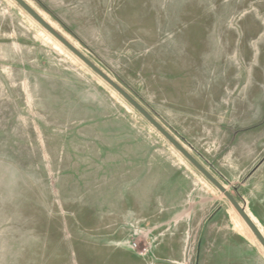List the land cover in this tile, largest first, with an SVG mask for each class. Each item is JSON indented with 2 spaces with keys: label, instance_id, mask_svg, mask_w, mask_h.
Here are the masks:
<instances>
[{
  "label": "rangeland",
  "instance_id": "obj_1",
  "mask_svg": "<svg viewBox=\"0 0 264 264\" xmlns=\"http://www.w3.org/2000/svg\"><path fill=\"white\" fill-rule=\"evenodd\" d=\"M25 1L206 166L230 131H251L238 146L264 153V0ZM220 193L16 0H0V264H264ZM193 207L221 211L192 225Z\"/></svg>",
  "mask_w": 264,
  "mask_h": 264
},
{
  "label": "crops",
  "instance_id": "obj_2",
  "mask_svg": "<svg viewBox=\"0 0 264 264\" xmlns=\"http://www.w3.org/2000/svg\"><path fill=\"white\" fill-rule=\"evenodd\" d=\"M250 134H252L251 131H244L243 129L226 133V135L231 138L230 143L214 150L215 156L213 157L212 155V158L210 159L211 161L209 160L210 164H208V166L201 162L197 157L196 158L227 188V190L239 201V203L245 207L247 213L255 221V223L257 220L251 216L246 205H249L253 214L259 219V221H261L262 226H264V175H262L264 173V153L262 154V151H260L259 153H255L256 156H254V152H251L253 147L250 149L248 144V148L245 146V149L244 147L238 146V143L242 141V138H247L250 136ZM232 141L237 144L232 145ZM242 148L243 150L241 151L240 149ZM240 152H251L253 157L248 161V156H246V162H240ZM215 188L217 187L215 186ZM212 190L213 191H210L213 195L211 203H209L207 199L204 200H207V203L210 205H217L215 200L220 198V195L217 196L216 191L214 189ZM217 190L221 192L220 194H223V196L226 198H223L225 202L228 200L229 204L233 205V203L222 191H220L218 188ZM191 210L192 212L189 216V219L197 220L192 221L191 224L203 226L210 224V220L213 219L212 217H215L221 211L220 207H217L216 209L211 208L207 214L200 215L199 213H194V211H196L195 207H193ZM257 224L260 226L259 222H257ZM261 231L264 234L263 229H261Z\"/></svg>",
  "mask_w": 264,
  "mask_h": 264
},
{
  "label": "water",
  "instance_id": "obj_3",
  "mask_svg": "<svg viewBox=\"0 0 264 264\" xmlns=\"http://www.w3.org/2000/svg\"><path fill=\"white\" fill-rule=\"evenodd\" d=\"M37 22H39L47 31L55 36L64 46L75 53L94 71H96L103 79L110 83L117 91H119L133 106H135L159 131H161L198 169L205 175L220 191H222L234 207L238 210L248 226L252 229L259 241L264 246V234L253 219L247 213L245 207L227 190V188L180 142L178 141L141 103L132 97L123 87L113 80L107 73L99 68L92 60H90L83 52H81L73 43L59 33L41 14H39L25 0H16Z\"/></svg>",
  "mask_w": 264,
  "mask_h": 264
},
{
  "label": "bare ground",
  "instance_id": "obj_4",
  "mask_svg": "<svg viewBox=\"0 0 264 264\" xmlns=\"http://www.w3.org/2000/svg\"><path fill=\"white\" fill-rule=\"evenodd\" d=\"M61 43V42H60ZM244 220V219H243ZM245 221V220H244ZM254 221V220H253ZM255 222V221H254ZM246 223V222H245ZM247 224V223H246ZM257 224V223H256ZM248 225V224H247ZM258 226V225H257ZM250 228V227H249ZM250 231H251V233H252V237L253 238H256V239H258L257 238V236L254 234V232L252 231V229L250 228ZM248 232H249V230H248ZM258 241H259V239H258ZM260 242V241H259ZM261 243V242H260ZM262 244V243H261ZM264 247V246H263Z\"/></svg>",
  "mask_w": 264,
  "mask_h": 264
}]
</instances>
